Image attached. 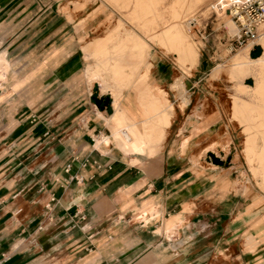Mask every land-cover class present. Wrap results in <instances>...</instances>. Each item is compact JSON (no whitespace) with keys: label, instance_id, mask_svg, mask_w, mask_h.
<instances>
[{"label":"crops","instance_id":"0c3cea01","mask_svg":"<svg viewBox=\"0 0 264 264\" xmlns=\"http://www.w3.org/2000/svg\"><path fill=\"white\" fill-rule=\"evenodd\" d=\"M43 1L0 0V264H264L261 238L244 250L230 228L245 198L201 166L219 145L202 121L185 145L175 127L158 152L124 154L73 25Z\"/></svg>","mask_w":264,"mask_h":264},{"label":"rangeland","instance_id":"374dc122","mask_svg":"<svg viewBox=\"0 0 264 264\" xmlns=\"http://www.w3.org/2000/svg\"><path fill=\"white\" fill-rule=\"evenodd\" d=\"M43 2L73 25L81 50L91 62L85 72L89 93L97 84V93L110 98L112 115L115 101L119 102L136 130V143L151 146L144 153L158 152L175 127L185 145V121H202L203 126L196 129L209 132L219 145L211 146L209 152L199 151L201 166L221 172L219 183L227 190L238 189L228 193L245 198L248 218L230 228L244 250L256 246L247 235L256 234L263 248L252 255H264V28L256 43L239 45L236 24L229 28L228 21L234 20L220 9L221 0ZM177 29L185 34L184 47L196 52L195 62L188 63L179 53ZM138 43L145 50L140 51ZM260 57L261 62L248 61ZM3 66L0 62V69ZM182 98L189 102L181 110ZM55 104H49L50 110ZM109 126L112 132L114 124Z\"/></svg>","mask_w":264,"mask_h":264},{"label":"bare ground","instance_id":"6f19581e","mask_svg":"<svg viewBox=\"0 0 264 264\" xmlns=\"http://www.w3.org/2000/svg\"><path fill=\"white\" fill-rule=\"evenodd\" d=\"M189 21V20H188ZM235 22L229 20L228 21V26L230 29H234V24ZM177 24V23H175ZM186 24V22H185ZM122 25V24H121ZM126 26V25H125ZM176 26V25H175ZM174 27V26H173ZM237 27V26H236ZM124 28V27H122ZM264 28V24L261 25L259 32H258V37L255 41H249L248 43H246L243 47L251 44V43H256L257 40L260 38V34L262 29ZM125 29H122V32H124ZM127 31V30H126ZM177 32V33H176ZM125 33V32H124ZM159 33V32H158ZM238 33V28L236 31V34ZM156 34V33H155ZM176 36L179 38L177 41V49L179 51V53H182V56L187 58V61L189 63V60L191 62H195L196 61V52L194 51V49L192 47L189 48H185L183 45V39L185 38V34L182 32V30L177 29V31H175ZM158 35V34H157ZM160 35V34H159ZM158 40V39H157ZM160 45V44H159ZM137 48L141 47L142 49H140V51H142L144 49V44H137L136 45ZM163 48V47H162ZM165 48V47H164ZM136 49V48H135ZM250 49V48H249ZM145 50V49H144ZM147 51V50H146ZM171 51V49H170ZM247 51L248 48L246 50V52L244 53L245 56L247 55ZM264 56V55H263ZM183 59V58H182ZM263 59V57H260L256 60H248L249 62H253V63H258L261 62ZM243 61V60H242ZM0 62L5 64V60L2 59V57L0 56ZM192 64V63H191ZM110 66V65H109ZM183 72V70H182ZM93 74H90L91 77ZM89 79V78H88ZM90 82V81H89ZM117 82V81H116ZM262 83V82H261ZM264 83V82H263ZM103 85H105L104 90L107 89V85L104 83ZM263 85V84H262ZM107 86V87H106ZM260 87V85H259ZM102 90V89H101ZM259 91V90H258ZM149 92V91H148ZM150 93V92H149ZM154 96V95H153ZM189 102L188 99L186 98H182L181 99V105H178L181 107H184L185 105H187ZM244 107H247V105H244ZM180 110V111H181ZM246 111V110H245ZM256 115V114H254ZM129 116V115H127ZM253 116V115H252ZM258 116V115H257ZM143 118V117H142ZM105 122L108 123L109 125L114 124V127L112 128V137L115 140V142L117 143L118 147L125 153V154H130V152H143L144 149H146L148 146L150 145H146L145 142H141V143H136L135 139H134V135H135V129L133 127V124L130 123L125 115V111L120 107V104L118 101H115V113L112 115H107L105 116ZM160 124V123H159ZM103 143H105L106 145L109 143L110 138L109 137H102L101 140ZM183 141V140H182ZM258 141V140H257ZM102 143V144H103ZM258 144V143H257ZM108 146V145H107ZM148 151H151V146L150 149ZM251 157V156H250ZM260 179V178H259ZM264 180V179H263ZM261 181V180H260ZM259 181V183H260ZM262 183V182H261ZM260 183V184H261ZM264 190V189H263ZM168 232V231H167Z\"/></svg>","mask_w":264,"mask_h":264},{"label":"built area","instance_id":"2783aa9c","mask_svg":"<svg viewBox=\"0 0 264 264\" xmlns=\"http://www.w3.org/2000/svg\"><path fill=\"white\" fill-rule=\"evenodd\" d=\"M220 9L224 8L229 12L236 23L238 33L235 41L242 45L249 41H255L261 25L264 24V0H221ZM87 162L85 160L84 164ZM83 164V165H84ZM71 165L67 164L64 168L69 173ZM69 181L76 179L69 175Z\"/></svg>","mask_w":264,"mask_h":264},{"label":"trees","instance_id":"16d2710c","mask_svg":"<svg viewBox=\"0 0 264 264\" xmlns=\"http://www.w3.org/2000/svg\"><path fill=\"white\" fill-rule=\"evenodd\" d=\"M97 88H98V86L95 84L94 88H93L94 91L91 95V99H92L93 103H96L98 105V107L100 109H102L103 103L105 102V99L107 98V96H104V97H101L100 99H98L97 98ZM109 102H110V98H109ZM109 102H108V104H110Z\"/></svg>","mask_w":264,"mask_h":264},{"label":"water","instance_id":"95a60500","mask_svg":"<svg viewBox=\"0 0 264 264\" xmlns=\"http://www.w3.org/2000/svg\"><path fill=\"white\" fill-rule=\"evenodd\" d=\"M105 101L109 102V98L107 97V98L105 99ZM96 105H97V104H96ZM97 107H98V105H97Z\"/></svg>","mask_w":264,"mask_h":264}]
</instances>
